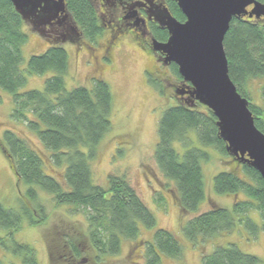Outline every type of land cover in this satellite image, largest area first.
I'll return each mask as SVG.
<instances>
[{
  "label": "trees",
  "instance_id": "obj_1",
  "mask_svg": "<svg viewBox=\"0 0 264 264\" xmlns=\"http://www.w3.org/2000/svg\"><path fill=\"white\" fill-rule=\"evenodd\" d=\"M257 1L264 4V0ZM166 3L172 15L185 22L177 2L166 0ZM66 4L80 35L95 41L103 28L92 1L66 0ZM262 21L264 18L256 20L248 16L233 19L224 49L230 78L238 93L249 101L256 127L264 134V87L261 105L252 103L249 90L253 80L264 78ZM24 25L12 3L0 0V89L12 97L13 119L23 122L48 152L47 156H41L14 132L6 131L4 134L0 148L7 152L18 182L27 187L26 198L36 203L41 191L52 195L59 206L85 211L87 227L77 230L76 237L65 238V244L73 249L71 256L82 257L85 251L87 256L94 255L95 262L101 264L105 261L104 257L120 255L122 241L126 240L131 243L127 255L129 261L140 259L142 264H162L161 256L181 260L184 250L182 241L166 229L155 233L153 244L143 246V243L136 242L141 234L140 226L152 229L157 221L126 178L111 176L107 188L94 182L91 164L97 157L99 146L113 129L114 98L110 85L103 79H95L90 89L78 87L68 90L65 78L70 66L69 55L65 49L55 45L44 54L32 56L26 70H23L22 49L28 39L23 31ZM160 38L167 40L168 33L161 32ZM172 69L183 81L178 67L173 65ZM25 73L29 76L53 73V76L46 80L42 91L21 92L27 82ZM152 84L157 86L156 82L152 81ZM190 103L184 101L169 108L158 123L154 159L162 177L168 182L167 191L174 196L183 216L198 212L206 200L202 164L210 161L211 156L205 149L193 147L196 137L201 146L227 157L226 164L230 169L214 177V190L217 194L234 196L237 200L233 210L209 200L210 210L184 224L181 227L182 237L196 248L221 235L231 234L245 221L255 233L258 227L249 215L252 212L262 217L260 228L264 232V181L248 163L237 161L227 152L226 143L219 138L213 112L199 103L194 106ZM176 145L184 151L179 152ZM47 163L63 170L61 180L47 173ZM239 195H243L245 200ZM40 209L41 220L38 221L31 206L22 204L17 211L0 203V247L5 255L11 253L21 257L24 264H39L35 250L15 241L14 234L22 229L27 220L31 226L46 221V214ZM242 216L244 219L238 220ZM55 254L50 248L53 259ZM5 255H0V264H14L7 262ZM202 264L263 262L229 242L225 245L213 244L210 252H203Z\"/></svg>",
  "mask_w": 264,
  "mask_h": 264
},
{
  "label": "rangeland",
  "instance_id": "obj_2",
  "mask_svg": "<svg viewBox=\"0 0 264 264\" xmlns=\"http://www.w3.org/2000/svg\"><path fill=\"white\" fill-rule=\"evenodd\" d=\"M261 23L264 24V21ZM23 31L28 36L22 49L23 70H26L32 56L44 54L55 45L65 49L69 55L70 66L65 78L68 90L78 87L90 89L95 79H103L110 85L114 98L113 129L99 146L97 157L91 164L92 171L95 184L104 188L108 187L111 176L126 178L154 214L156 226L152 229L140 226L141 234L137 243L141 242L143 246L153 244L155 233L166 229L182 241L184 250L181 260L161 256L162 264H202L203 252H210L213 244L225 245L229 242L236 244L243 253L259 258L264 264V232L260 228L263 219L256 212L249 214L256 223L255 226L258 227L255 233L245 221L239 224L231 234L221 235L196 248L182 237L181 227L199 214L209 211V200L222 208L233 210L237 199L234 196L217 194L214 190V177L230 169L226 164L227 157L221 156L212 148L201 146L194 134L192 135L195 137L193 147L203 148L211 156L210 161L202 164L206 200L202 202L198 212L183 216L174 196L167 191L168 182L162 177L154 159L158 143V123L166 110L186 101L178 99L177 90H174L173 86L180 85L181 81L172 67L160 66V73L155 78H150L157 83V86H154L148 80V75L145 77L147 68L153 66V59L147 51L138 46L140 42L132 37L124 36L118 41L115 40L113 63H105L106 48L113 36L108 30H103L95 41L80 36L81 39L77 42L55 41L42 37L28 24L24 25ZM101 65H103L102 69ZM25 75L27 82L21 92L42 91L46 80L51 78L53 73L43 76H29L26 73ZM263 87L264 78L251 82L249 90L252 103L262 104ZM13 110L14 103L11 95L0 89V143L4 139L5 132L12 131L33 151L41 156H47L48 152L36 135L30 132L23 122L13 119ZM1 149L0 203L7 209L17 211L22 204L31 206V210L36 213L34 215L38 216L36 217L38 221L41 220L40 208H42L47 219L36 226H31L28 220L25 221L22 229L14 234L15 241L34 249L39 264H64L63 260L76 258L74 255L71 256L73 249L65 244V238L76 237L77 230L87 227L85 211L76 207L59 206L52 195L41 191H39L37 202L31 203L25 196L27 187L18 182L6 154ZM176 149L181 153L184 151L179 145H176ZM47 164L49 165L47 173L61 180L60 175L63 170ZM239 197L245 200L243 195ZM241 219L244 217L238 218V220ZM130 247L131 243L123 240L120 255L104 257L105 261L101 264H142L140 259L128 260ZM50 248L57 253L54 259L50 256ZM2 252L0 247V255H5ZM83 253V257L87 255V252ZM5 256L7 262L24 264L21 257H15L11 253Z\"/></svg>",
  "mask_w": 264,
  "mask_h": 264
},
{
  "label": "water",
  "instance_id": "obj_3",
  "mask_svg": "<svg viewBox=\"0 0 264 264\" xmlns=\"http://www.w3.org/2000/svg\"><path fill=\"white\" fill-rule=\"evenodd\" d=\"M8 1L23 22L42 37L48 28L63 23L80 37L66 0ZM175 1L186 20L180 22L163 4L155 7L152 16L168 31L169 38L166 43L155 41L154 50L163 53L167 63L178 67L186 87L176 93L189 96L187 101L193 106L199 103L213 112L227 152L237 161L248 163L264 181V134L256 127L249 101L238 93L230 78L224 49L233 19H263L264 4L257 0Z\"/></svg>",
  "mask_w": 264,
  "mask_h": 264
},
{
  "label": "flooded vegetation",
  "instance_id": "obj_4",
  "mask_svg": "<svg viewBox=\"0 0 264 264\" xmlns=\"http://www.w3.org/2000/svg\"><path fill=\"white\" fill-rule=\"evenodd\" d=\"M92 3L99 14V21L103 30H108V32L113 35L106 48L107 55L104 58L105 63H113L114 52L116 50L115 40L118 41L122 37L127 36L140 42L138 46L142 50L147 51L149 56L153 59V66L148 67L145 72V77L148 75V80L152 77L155 78V76L160 73V66L173 67L174 64L166 62V56L163 53L154 50L155 41L166 43L169 38L168 31L162 29L152 16L155 7L163 4L168 8L166 0H121L108 2L92 0ZM161 32L168 33L167 40L163 41V39L160 38ZM44 36L54 39L55 41L70 40L77 42L81 39V37L77 38L70 32L67 23L61 25L54 24L45 31ZM102 68L103 65H101V69ZM150 82L152 84V79ZM182 86H185L183 81H181L180 85H174L173 87L176 91L177 88ZM178 99L187 101L189 96H179ZM94 259V255L91 254L84 257H72L70 260L67 258L63 260V262L64 264H98Z\"/></svg>",
  "mask_w": 264,
  "mask_h": 264
}]
</instances>
